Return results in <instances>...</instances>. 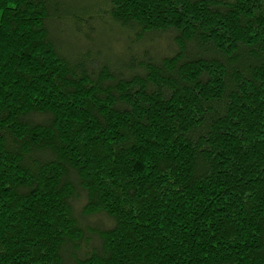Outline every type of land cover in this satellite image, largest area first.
Instances as JSON below:
<instances>
[{
    "label": "trees",
    "instance_id": "16d2710c",
    "mask_svg": "<svg viewBox=\"0 0 264 264\" xmlns=\"http://www.w3.org/2000/svg\"><path fill=\"white\" fill-rule=\"evenodd\" d=\"M0 264H264V0H0Z\"/></svg>",
    "mask_w": 264,
    "mask_h": 264
}]
</instances>
